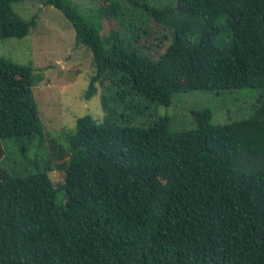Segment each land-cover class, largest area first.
<instances>
[{"label":"trees","instance_id":"obj_1","mask_svg":"<svg viewBox=\"0 0 264 264\" xmlns=\"http://www.w3.org/2000/svg\"><path fill=\"white\" fill-rule=\"evenodd\" d=\"M13 1L0 0L1 37L35 24ZM40 1L91 52L83 98L105 80L111 95L99 116L76 117L61 144L69 154L53 163L32 90L43 77L0 57V142L25 139L23 150L45 155L25 174L0 166V264H264V93L250 116L226 123H212L209 107L192 110L191 129H171L166 115L127 117L143 114L142 98L264 90V0H102L89 14L72 0ZM137 13L168 31L157 56ZM104 18L118 23L104 31Z\"/></svg>","mask_w":264,"mask_h":264},{"label":"rangeland","instance_id":"obj_2","mask_svg":"<svg viewBox=\"0 0 264 264\" xmlns=\"http://www.w3.org/2000/svg\"><path fill=\"white\" fill-rule=\"evenodd\" d=\"M72 1L83 13L86 9L88 14L96 12L102 2V0ZM12 8L22 19L34 16L35 24L24 36H0V57L16 63H30L33 67V76L43 77L38 85L32 86V90L39 116L47 130L45 145L48 153L53 155V163L60 164L69 154L61 145L66 130L74 127L78 116L90 114L96 117L101 114V96L108 98L111 95L109 82L103 81L98 85L97 95L85 100L82 91L92 73L91 52L83 44L75 45V30L63 12L40 0L13 1ZM125 13L122 17L130 19L134 15L126 11ZM136 15L149 31L150 39L147 46L151 54L157 56L168 44V39L164 37L168 31L146 16L138 13ZM102 23L104 31H109L118 22L104 18ZM263 93V89L250 86L176 92L169 105L157 104L150 99L142 98L139 103L143 114L134 116L129 112L127 117L132 124L139 125L146 124L150 114L166 115L170 118L171 129H191L196 125L192 110L209 107L212 111V123H226L250 116L261 103ZM25 145H27L25 139L7 138L0 142V147L3 146L6 152V158L0 162V166L16 174L34 171V163L42 164L45 155L37 150L36 144L26 151L22 149ZM47 174L54 183L62 179V172L58 169H48ZM63 197L64 193L60 191L57 201L60 202Z\"/></svg>","mask_w":264,"mask_h":264}]
</instances>
